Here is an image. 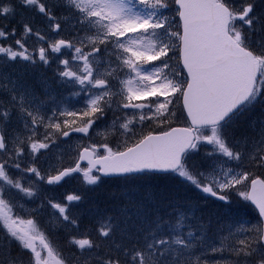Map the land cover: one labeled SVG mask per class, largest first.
<instances>
[{
    "label": "snow or ice",
    "instance_id": "snow-or-ice-1",
    "mask_svg": "<svg viewBox=\"0 0 264 264\" xmlns=\"http://www.w3.org/2000/svg\"><path fill=\"white\" fill-rule=\"evenodd\" d=\"M0 264H264V0H0Z\"/></svg>",
    "mask_w": 264,
    "mask_h": 264
},
{
    "label": "trees",
    "instance_id": "trees-1",
    "mask_svg": "<svg viewBox=\"0 0 264 264\" xmlns=\"http://www.w3.org/2000/svg\"><path fill=\"white\" fill-rule=\"evenodd\" d=\"M196 159H198L199 157H195ZM259 174V173H258ZM155 185L157 187H165V186H172V183L169 179H167L164 176L159 177L156 181H154ZM112 185L111 184H106L103 185L100 189H98L97 191H104L107 190L109 188H111ZM82 193H86L89 197H91L93 194L87 191V187L83 186L81 188ZM238 199V198H237ZM87 207H89V205L87 204ZM86 207V208H87ZM237 207H239V212L237 213L239 216H241L244 219L247 220H252L253 222L255 221L256 218V213L252 210V208L248 205L247 202L241 201L239 205H237ZM87 217L85 218V223H87ZM53 239L58 243V245L60 247H63L64 244V234L61 232L55 236H53Z\"/></svg>",
    "mask_w": 264,
    "mask_h": 264
},
{
    "label": "rangeland",
    "instance_id": "rangeland-1",
    "mask_svg": "<svg viewBox=\"0 0 264 264\" xmlns=\"http://www.w3.org/2000/svg\"><path fill=\"white\" fill-rule=\"evenodd\" d=\"M39 26V25H38ZM35 42H34V40H32V39H30L29 40V44L30 45H32V44H34ZM74 101H75V98H74ZM45 209H48L49 210V212L50 213H52V209H50V208H48V207H45L44 209H42V211L44 210L45 211ZM41 211V212H42ZM13 213L14 214H18V215H20L22 218H24V219H27L28 217H27V215H26V213L25 212H21V211H19V209L18 208H14L13 209Z\"/></svg>",
    "mask_w": 264,
    "mask_h": 264
},
{
    "label": "water",
    "instance_id": "water-1",
    "mask_svg": "<svg viewBox=\"0 0 264 264\" xmlns=\"http://www.w3.org/2000/svg\"><path fill=\"white\" fill-rule=\"evenodd\" d=\"M84 163H86V162H84ZM254 207V206H253Z\"/></svg>",
    "mask_w": 264,
    "mask_h": 264
}]
</instances>
